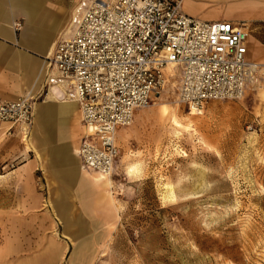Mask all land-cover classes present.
<instances>
[{
  "label": "rangeland",
  "instance_id": "1",
  "mask_svg": "<svg viewBox=\"0 0 264 264\" xmlns=\"http://www.w3.org/2000/svg\"><path fill=\"white\" fill-rule=\"evenodd\" d=\"M259 53L249 46L246 58ZM177 80L129 125L137 124L138 134L120 152L112 176V243L94 264H264V93L253 83L243 97L211 100L191 115L177 99ZM174 118L192 127L177 126ZM193 159L206 167L208 184L199 194H189ZM129 162L139 163V171L127 172ZM27 209L18 190L0 179V263L40 257L49 241L60 240L55 218H36L32 233ZM17 211L25 223L19 247H11L17 243L8 222L15 218L6 214ZM69 253L56 264H68Z\"/></svg>",
  "mask_w": 264,
  "mask_h": 264
},
{
  "label": "built area",
  "instance_id": "2",
  "mask_svg": "<svg viewBox=\"0 0 264 264\" xmlns=\"http://www.w3.org/2000/svg\"><path fill=\"white\" fill-rule=\"evenodd\" d=\"M183 2L79 0L71 34L48 58L44 90L0 102V122L22 126L28 137L37 102L50 95L75 101L86 129L78 149L82 169L113 176L118 129L131 125L171 78L178 77L177 99L195 114L211 100L243 97L264 77V63L246 58L249 25L197 19Z\"/></svg>",
  "mask_w": 264,
  "mask_h": 264
},
{
  "label": "crops",
  "instance_id": "3",
  "mask_svg": "<svg viewBox=\"0 0 264 264\" xmlns=\"http://www.w3.org/2000/svg\"><path fill=\"white\" fill-rule=\"evenodd\" d=\"M78 2L0 0V102L37 96L44 90L48 58L57 42L71 34ZM183 11L201 20L246 23L250 27L248 53L249 46L260 50L248 60L264 63V0H184ZM263 81L264 77L256 83ZM38 109L51 112L46 118L47 124L37 122L34 114L29 136L33 134L35 145L29 151L22 143V126L0 122V162L4 165L0 179L15 187L26 202L27 223L32 224V233L36 218L51 217L55 218L60 240L52 239L49 243L54 241L70 252L76 244L84 243L99 251L106 249L112 243L117 214L111 196L105 195L107 188L85 176L81 161L75 156L71 160L68 153L69 160L65 161L59 154L50 153L60 145L69 148L70 154L74 147L79 149L85 134L80 106L77 102L50 100L39 103ZM137 134V124L118 129L116 141L121 153ZM35 149L44 152L43 158ZM112 188L113 185L111 195ZM45 208L44 212L37 211ZM6 215L15 218L8 222V227L15 233L13 241L17 245L10 246L19 247L25 214L17 211Z\"/></svg>",
  "mask_w": 264,
  "mask_h": 264
},
{
  "label": "bare ground",
  "instance_id": "4",
  "mask_svg": "<svg viewBox=\"0 0 264 264\" xmlns=\"http://www.w3.org/2000/svg\"><path fill=\"white\" fill-rule=\"evenodd\" d=\"M170 72H174L175 73V65L174 64H169L168 68H167ZM178 81V80H177ZM176 82H174L175 84ZM253 86L259 91V93H264V82H259L256 84H253ZM157 98H161V95L158 96ZM50 100H54V101H59L56 100L55 98H53L51 95L48 96V98H46L44 101H40L37 102L34 105V114H37V118L36 121L37 122H41L44 124H47L48 121L46 120L48 114L51 112L49 110H46L45 112L42 110H39V103L41 102H47ZM59 102H64V101H59ZM65 102H75V101H65ZM169 110V106L166 103H162V108L161 111L163 113H167ZM40 112V113H39ZM191 115H194L195 113L190 111ZM141 117V114L136 113L135 114V118L134 120H137ZM174 123L177 126L186 128L187 130H189L192 125H191V121H188L186 124H183L181 121H179L177 118L173 119ZM85 129V128H84ZM86 132V129H85ZM22 141L24 144V147L27 151L32 149V145H35L33 142V134L26 137L24 134H22ZM38 156L40 158H43V154L44 152H40L38 149H35ZM50 153L52 154H59L63 159L62 160H69L68 158V153L71 157L75 156L77 161H80L79 156H78V146L74 147L71 150V154H70V149L67 148L65 145H60L59 147H53L50 151ZM191 167H192V177H193V185L195 190L193 192H190L189 194H199L201 192H203L208 184L207 181V177H206V167L205 165L200 162L197 161L196 159H193L191 162ZM140 165L137 162H132L129 163L127 165V170L130 174L132 173H136L139 171ZM83 174L89 178H91L92 182L96 183V184H101L102 186L106 187L107 189L105 190V195L108 197L111 196L112 199V203L115 206L114 203V197L110 194V187H112L113 185V179L112 176L110 175H103L100 173H96V172H91L88 170L83 169ZM2 177V175L0 174V178ZM166 191L168 193H170V195L172 196H176V190H175V186L170 185V184H166ZM89 244H76L75 247L71 250L70 255H69V259H68V263L69 264H94L95 263V258L98 254V252H100L97 248L94 247H88ZM65 248H63L62 246H58L56 242H50L48 244V246L46 247V252L44 253V255L40 256V257H35V258H28L27 261H25V263L23 264H52V262L58 260L59 258H62L64 256L65 253ZM1 256H2V252H0V262H1ZM3 264V263H0Z\"/></svg>",
  "mask_w": 264,
  "mask_h": 264
}]
</instances>
